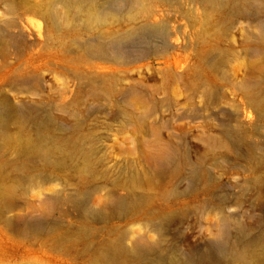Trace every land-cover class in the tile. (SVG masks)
Instances as JSON below:
<instances>
[{
  "label": "bare ground",
  "instance_id": "obj_1",
  "mask_svg": "<svg viewBox=\"0 0 264 264\" xmlns=\"http://www.w3.org/2000/svg\"><path fill=\"white\" fill-rule=\"evenodd\" d=\"M2 5L3 84L25 95H35L41 85L40 77L27 79L24 69L8 62L12 54L19 59L35 47L21 34L17 14L23 10L46 22L48 67L68 70L85 65L89 72L77 68L75 75L93 101L106 100L115 109L113 120L125 130L149 134L146 140L130 139V154L141 149L137 160L110 167L98 146L102 139L87 127L95 110L83 109L79 100L14 102L0 94L4 228L55 252L80 249L90 264H264V232L256 233L262 216L253 215L243 225L238 214L228 212L229 202L218 197L220 182L211 176L215 169L227 174L230 167L222 164L227 156H240L248 162L242 172L253 175L243 182L244 189L252 190L264 208V0H6ZM177 13L194 29L200 26L196 64L186 74L176 76L171 70L166 74L168 89L182 81L190 101L202 98L203 106L193 119H203L206 130L197 137L199 147L193 155L195 148L186 135L165 138L170 125L150 122L159 106L140 82L122 88L121 79L96 74L111 67L95 61L121 65L157 56L177 65L167 57L176 47L166 42L131 59L116 48L146 32H159L167 39L182 34L188 40L182 27L173 25ZM237 28L239 46L234 44ZM238 60L244 67L241 81L230 75L231 64ZM221 80L237 90L245 107L236 105L234 112L223 108L227 97L220 92ZM205 110L211 112L201 116ZM252 114L258 121L254 128ZM184 180L188 185L179 189ZM197 186H202V196L218 203H200ZM36 189L44 196L38 202L29 199ZM99 194V202H93ZM191 216L197 218L192 220L195 226L187 221ZM64 218L77 225L66 224ZM136 225L142 234H136Z\"/></svg>",
  "mask_w": 264,
  "mask_h": 264
},
{
  "label": "rangeland",
  "instance_id": "obj_2",
  "mask_svg": "<svg viewBox=\"0 0 264 264\" xmlns=\"http://www.w3.org/2000/svg\"><path fill=\"white\" fill-rule=\"evenodd\" d=\"M5 1L6 0H0V20L5 18V10L2 5ZM16 1L34 3L43 0ZM199 12H201V10H199ZM177 16L178 18H176V22H174L173 25L182 27L188 40H184L182 34H177L174 35L172 39H167L159 32H146L136 36V39L132 38L131 41L128 39L126 40L127 42L125 40L119 42L117 43L119 46L116 47L119 48L117 52L120 55H124L131 59L133 56L141 54L142 51L155 49L157 46H161L166 42L168 45L176 47L175 50H170L167 57L171 62L172 59L173 61H177V65L172 66L166 63L165 58H159L157 56L139 60L137 63L130 62L121 65L116 63L105 64L102 61H95L96 64L111 67V69L106 68L98 70L96 74L99 77L121 79L122 88H128V86L132 85L135 81L140 82L143 85L142 87L148 90L151 101L159 106L150 122H156L158 124H163L162 122H164L170 125L168 130H164L163 135L165 138H169L172 135H186L187 143L190 144V147L195 148L194 150L191 149L193 155L199 147L197 137H199L205 129V122L203 119H193L196 115V111L203 106L202 98L195 96L190 101L191 93L184 88V82L182 81L176 82L177 84H173L171 89H168L166 85V74L168 70H171L176 76H180L186 74L190 68L196 64L194 50L200 43V40L196 36V33L200 30V26L194 29L181 15L177 13ZM17 18L23 30L21 34L25 38V43L35 44V47L26 51L19 59H17L15 54H12L8 62L12 67H20L24 69L29 76L31 75L27 77L28 75L26 74L27 79L33 78V76L36 78L40 77L41 85L39 88H36L37 93L35 95H25L15 90H10V88L0 80V94L8 96L14 102H19L21 100H44L50 103L58 102L60 104H72L75 100H79L83 105V109L90 107V109L95 110L87 122V127L88 129H93L96 135L102 139L98 146L102 149L101 156L106 159L107 164L110 167H114L115 165L124 164L128 160H137L140 157L139 154L141 149H139L135 155L130 154V139L137 137L146 140L149 138V134L144 132L134 135L125 130L122 124L113 120L115 109L108 107L106 100L93 101L94 98L90 96L88 89L75 75V70L77 68L81 72L88 73L89 71L85 65L81 64L75 69L68 70L60 65L52 64L48 67V47L46 48L47 44L45 39L46 22L41 17L20 10L17 14ZM239 29L240 28H237L233 33L235 39L234 44L236 46H239L241 42V33ZM3 64L4 61L0 57V78L5 73L4 70H2ZM243 69L244 67H242L241 62L239 60L235 61L231 64L230 75L234 80L241 81L243 79ZM220 92L224 93L227 97V105L223 106L227 111L234 112V106L236 105H239L241 108L245 107L244 101L237 90L229 86L224 80L220 81ZM170 95L172 98L171 102L168 101ZM116 99L121 98L117 96ZM210 112L211 111L206 110L204 112L201 111L200 115H207ZM252 116L253 118L250 122L252 125H250V127L252 126L251 128H254V125L255 127L257 126L256 124H258V121L254 114H252ZM239 158L240 156L234 154L227 156L222 164L230 167L229 171L231 172L228 171L225 175H221L220 169L212 171L214 167H212V169L210 167V171H212L211 176L213 175V179L216 178L214 179L216 182H220L219 186L221 188H217L216 192L218 197L222 196V200L229 202L231 206L228 212L230 214H238V218L243 225L252 221L251 216H257V214L261 215V224L256 233H258V231L264 232V208L262 207L260 209V200L257 199L253 192L251 193L252 190H246V192L243 184V182L252 179L253 175L242 172V168L248 166V162L244 159L241 161L242 158ZM218 173H220L221 176ZM184 181L178 184L179 189H184L186 185H188L189 181ZM196 188L199 190L201 196L204 195L200 192L201 189H199L202 188V186H197ZM219 189H222V191ZM217 194L215 193V195ZM43 197L44 196L41 195L37 189L31 191L29 194V199L35 202L40 201ZM100 197H102V194L94 196L93 202H99V199H101ZM209 198H211V200ZM199 202L202 204H209L210 202L213 204L214 202L216 204L218 203L217 200L215 201L214 198L212 199V197L206 195L199 198ZM255 204L256 207L253 206ZM250 211H253L254 214L251 215L252 212ZM11 215L13 214H10V216ZM191 217L193 219H190ZM191 217L187 221H190L188 222L189 224L194 225L197 218L194 216ZM211 217L213 218L214 215ZM63 220L68 225L74 227L77 225L71 218H64ZM193 225H189V229H193L195 226ZM133 229L136 234L143 233L139 225L134 226ZM188 233L190 234L191 231L189 230ZM193 240L196 241V239ZM31 262H41L43 264H90L88 259L82 255L80 249L70 253L52 251L41 242L35 241L32 238H23L14 232L8 231L3 227L0 221V264H27Z\"/></svg>",
  "mask_w": 264,
  "mask_h": 264
}]
</instances>
